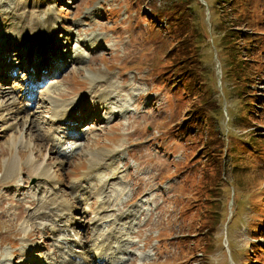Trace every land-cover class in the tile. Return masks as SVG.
Here are the masks:
<instances>
[{
  "label": "rangeland",
  "instance_id": "1",
  "mask_svg": "<svg viewBox=\"0 0 264 264\" xmlns=\"http://www.w3.org/2000/svg\"><path fill=\"white\" fill-rule=\"evenodd\" d=\"M4 1L0 0V264L61 263L54 214L50 212L43 228L29 220L44 193L42 180L35 178V168L45 170L59 190L57 202L67 204L69 218L80 224L70 238L86 246L84 256L91 264L102 263L91 248L92 242L101 240L96 235L101 232L109 237L116 220L112 218L127 212L133 213L128 219L127 242L111 250V257L105 258L110 261L107 264H264V191L258 194L264 188V156L253 152V146L242 147L247 138L244 135L264 136L263 103L252 99L253 115L249 121L241 119L237 100L228 93L224 97L230 84H221L213 46L205 45L200 52L206 88L221 109L215 113V138L221 141L224 158L223 177L212 203L218 215L209 230V225H199L194 219L196 206L209 207L207 202L198 201L197 181L205 159L198 149L203 140L198 139L197 123L194 127L186 125L189 99L174 85L178 76L167 57L170 42L166 21L156 20L147 0H7L12 2L11 12ZM39 2L46 4L35 7ZM262 3L258 16L264 18V0ZM202 5L210 32L208 6ZM39 10L46 11L43 25L50 21L51 14L55 47L64 52L53 60V71L48 72L54 73L45 76V83L28 105L31 117L35 113L33 124H25L18 109L34 74L27 69L23 52L12 46L16 29L13 21L22 15L23 21L31 23ZM198 16L202 21V14ZM260 26L264 30V20ZM256 58L260 73L250 90L264 96V50L257 51ZM98 72L111 84L109 97L103 93L107 90L104 80L90 92L89 78ZM48 91L54 102L65 103L67 109L73 99L94 93L91 101L97 110L91 119L76 125V137L64 139L55 134L48 141L42 135L50 128ZM81 101L88 103L89 97ZM98 114L104 115L102 120ZM63 123L57 125H61L59 131L66 132ZM201 135L207 141L208 129L203 128ZM100 151L111 154L108 165L87 174L89 154ZM106 178L115 185L110 199L101 207L108 194H99L100 180ZM79 182L83 192L87 191L84 199L76 198L74 188ZM108 186L105 184L104 189ZM90 189L93 191L88 194ZM18 210L22 213L17 214ZM96 211L101 219L94 229L89 222ZM256 225L259 229L253 231ZM208 231L212 232L206 235ZM201 247L208 252L201 254Z\"/></svg>",
  "mask_w": 264,
  "mask_h": 264
},
{
  "label": "trees",
  "instance_id": "2",
  "mask_svg": "<svg viewBox=\"0 0 264 264\" xmlns=\"http://www.w3.org/2000/svg\"><path fill=\"white\" fill-rule=\"evenodd\" d=\"M204 1L209 10L210 32L204 20V5L199 0H147L145 2L150 7V11L156 14V20L166 21V33L170 42L167 57L170 60L172 72L178 76L174 85L179 87L178 90L186 94L189 99L186 125L188 123L193 127L196 123L199 125L198 139L203 140V144L198 149V154H202L205 159L200 168L201 177L197 181L198 201L207 202L209 207L196 206L198 214H195L194 219H197L199 225L203 226L202 223L209 225L210 230L213 229L215 224H212L215 223L218 215L216 206L212 208V203L223 177L224 157L221 154V141L215 138L217 123L215 113L219 114L221 109L217 100L211 99L206 88L204 78L206 69L200 51L205 45L213 46L220 64L221 84L224 82L230 84V90L226 88L224 97L226 98L228 93L231 98L236 99L237 111L242 114L241 119L249 121L255 107L252 99H259L264 108V98H261L264 96L256 94L255 90H250L255 87V77L260 73L257 68L256 52L264 50V30L260 26L264 18L258 16V12L261 13L262 0ZM199 13L202 14V21H199ZM203 128L208 129L207 141L201 135ZM253 136V134L244 135V138H247L242 143V147L249 149L253 146V152L262 158L260 155L264 156V136ZM262 191L264 188L260 189L258 194ZM252 228L255 229L253 231H257L259 226H252ZM210 233L208 231L206 235ZM205 243L209 242L206 240ZM200 249L201 254L208 252L202 247Z\"/></svg>",
  "mask_w": 264,
  "mask_h": 264
},
{
  "label": "bare ground",
  "instance_id": "3",
  "mask_svg": "<svg viewBox=\"0 0 264 264\" xmlns=\"http://www.w3.org/2000/svg\"><path fill=\"white\" fill-rule=\"evenodd\" d=\"M4 3L5 4L8 3V5H7L8 7L7 8H10L9 12H11V8H12L11 4H12V2L6 0V1H4ZM17 3H20V2H17ZM45 4L46 3H44V2H39V4H35L34 6L38 7V8H41ZM13 6H15V5L13 4ZM21 7L24 8V6H21ZM45 12L46 11H44V10H42V11L39 10L34 15L33 21H31V23H28V24L25 22V20L23 21V19H21L22 15H19V18L17 17L18 18L17 21H15V20L13 21V24L16 26V29L13 26L14 29H15V31H14V37L15 38L12 41H13V43L15 45H12V46L16 47V48H19L20 53L23 52L24 58L26 57L25 64H26L27 69L29 71L31 70L32 72L35 73L34 76L32 75L29 78V82H28L29 84L27 85V89H25V92L23 94V99H21L22 108H21V110H20V108L18 109V112H20V111L23 112V116L24 117L22 119H23V122L25 124L26 123H32L33 124V121L31 122V118L33 117V114H35V113L33 112L32 117H31L30 114H31L32 111H30V106H31L30 103H33V98L35 97V91L37 89H39L40 85L43 84V82L46 80L45 76L50 77V75H52L54 73V72L53 73H49L48 72V71H53V68H52L53 67V65H52L53 64V60L56 59V58L58 59L59 56H61V54L64 52V51H62V49H59V48L55 47V38H54L55 37V27L53 25H50L52 23L51 14H50V21H48V19H47L46 20L47 21L46 25H43V20L46 18L44 16ZM19 14H21V13H19ZM41 15H43V16H41ZM21 21H23V22H21ZM47 47H49L48 50H46ZM68 50L70 51V48ZM67 51H65V52H67ZM75 57H77V56H75ZM48 68H50V69H48ZM9 69L11 71H15L13 69V67H10ZM42 69L45 70V73H42V74H44V76H43L44 78L40 77V76H37V73L39 71H41ZM7 71H9V70H7ZM75 71L77 72L78 70L76 69ZM89 79H91V81H92V86H91V91L90 92H93V86L95 84L101 83L103 80L107 83V79L105 78V76L101 75V72L100 73L98 72L97 74L92 75ZM106 86H107V90H105L106 92H103V91L102 92L105 94L106 97H109L108 90H110L109 87L111 86V84L107 83ZM28 88H30V89L28 90ZM58 88H60V87H58ZM88 94L89 93H87L83 97H80V98H77V99H73V101L68 104L69 105L68 106L69 109H67L65 103L54 102L55 98H53L52 93H50L48 91V99L50 100L51 105H52L51 115H50V118L47 120L48 128H49V126H50V128H49V131H47V132L42 134L48 141H52V139L54 138L55 134H57L60 138H64V139H68V138H71V137H76V134H74L76 126L69 127L67 125V124H76L75 121H71L70 120L71 116L77 115L78 117H80L79 119H77V123H81V124L77 125V127H78V126H81L86 121V119H89V117H93V113L97 110V109H93L95 103H94L93 100H92L93 102L91 101L92 97H94V93H93V95H88ZM85 97H89L88 103H83L81 101ZM99 100H100V97L96 100V102L99 103ZM13 101L15 102V100H13ZM11 102H12V100H11ZM28 105H30V106H28ZM74 106H77V109H75L76 110L75 112H78V113L80 112V115L76 114L73 111V107ZM87 107H90V108L86 109ZM14 114H16V113H14ZM98 115H99L98 118L100 120H102L104 115L103 116L101 114H98ZM37 118H39V117H37ZM58 122H65L63 124L65 125L66 132H64L63 130L59 131L61 125H57ZM38 123H40V122H38ZM17 124H18V122H17ZM25 127H27V126H24V128ZM69 129L71 131H68ZM37 130H38V128H37ZM76 131H78V130L76 129ZM22 132H25V131H22ZM25 135H28V134H25ZM19 138H20V136H19ZM24 141L25 140L23 139V142ZM25 145H27V144H25ZM33 147L34 146H32V148ZM6 151H8V150H6ZM19 152H20V150H19ZM3 153H4V151H3ZM38 153H40V152H38ZM39 156L40 155H38V157ZM110 158H111V154L109 152H101L100 151V152L90 153L89 154V160H88L90 165H89L88 171L86 170L87 174L88 173H92L93 171L97 172V171H99V169H101V167L103 165H108L107 161H109ZM38 159H40V158H38ZM50 164L51 163H49V165ZM57 165H59V164H57ZM43 166H45V164H43ZM29 169H31V168H29ZM36 170H38V169L35 168V170L33 171L34 175H35V178L38 181H40V182L42 180V184H40V187H42V192L41 193H43V192L44 193L42 195L43 199L40 200V201H37L38 204L36 206V209L29 214V220H31V221H33L35 223H39L40 225H42L41 227L43 228V227H45L47 225L46 222H49L47 217L50 215V212L52 214H54L53 220L56 221V226L54 228H55L58 236H60V237H58L56 239H58V242H59L58 246H59L60 250L62 251V256H61V259H60L61 263L60 264H91L84 256V253H86V251H87L86 246L85 245L84 246H79L78 245L79 241H75V240L70 238L71 231L75 230V227L80 226V224L74 223L73 222V217L69 218V215H68V212H67L69 207L67 208V204L62 203L60 201L57 202L56 195L58 196L59 190L57 191L56 189H58V188L51 184L50 179L48 178V176H46L47 174H45V170H43V169L38 170V171H36ZM6 174H9V173H6ZM100 182H101V184H100L101 186H100V189H99V194H100V192L108 194V197H106V198L104 197L103 198V202L101 203V207H102L103 205H106V203L110 199L111 192L114 189V185L115 184H114L113 180H111V178H106L104 180H100ZM105 184H109V186L104 189V185ZM83 190H84V188H82V184H81V182H79L77 188L76 189L74 188V191L76 192L75 193L76 194V198H77V196H82V199L85 198V195L83 196V193L86 194L87 191L83 192ZM91 191H93V190L90 189L88 194ZM64 202H66V201H64ZM49 206H51L52 209L47 210V208ZM21 213H22V211H20V210L17 211V214H21ZM132 214H133L132 212L131 213L127 212V213H125L124 216L113 217L112 221L115 220V219L116 220L113 221V223H112V225L110 227L111 231H110V233L108 232L109 237L108 236H104L103 234H101V232H99L100 234L98 233L96 235L95 238L98 239V237H100L101 240H100V242H94V243L92 242L91 248H94V250H95L94 253L96 254L95 257H98V259L100 258L99 260H102V263L100 261V262H97L95 264H99V263L103 264V262L104 263L105 262L110 263V261H108V259H105V258L106 257H111V254H110V253H112L111 250L112 249H116L117 246H120V245L123 246L127 242V237H128L127 234L130 232V231H128V230H130V227H129L130 224H129L128 219H129L130 215H132ZM100 215L101 214H98V211H96L95 214H94V219H92L89 222V223H91V225L93 226L94 229H97L98 222L101 219ZM12 217H13V215H12ZM125 225H128V227H125ZM7 229H8V227H7ZM8 230H10V229H8ZM34 231H35V229H33V232ZM48 264H55V263L53 261H48ZM105 264H107V263H105Z\"/></svg>",
  "mask_w": 264,
  "mask_h": 264
},
{
  "label": "water",
  "instance_id": "4",
  "mask_svg": "<svg viewBox=\"0 0 264 264\" xmlns=\"http://www.w3.org/2000/svg\"><path fill=\"white\" fill-rule=\"evenodd\" d=\"M202 1H203V2H202ZM202 1H201L202 3L206 4L204 0H202Z\"/></svg>",
  "mask_w": 264,
  "mask_h": 264
}]
</instances>
